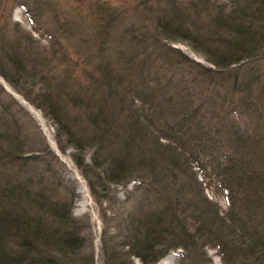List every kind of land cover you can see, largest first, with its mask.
<instances>
[{
  "label": "trees",
  "instance_id": "1",
  "mask_svg": "<svg viewBox=\"0 0 264 264\" xmlns=\"http://www.w3.org/2000/svg\"><path fill=\"white\" fill-rule=\"evenodd\" d=\"M186 1L141 0L151 16L129 19L107 4L69 16L49 0H12L42 46L0 0V78L50 122L58 150L76 152L113 211L102 264H156L176 249V264H213L207 248L222 264H264V0ZM178 42L212 68L170 48ZM61 166L0 84V264H94L74 192L54 194L69 190ZM131 181L112 209L109 184Z\"/></svg>",
  "mask_w": 264,
  "mask_h": 264
},
{
  "label": "rangeland",
  "instance_id": "2",
  "mask_svg": "<svg viewBox=\"0 0 264 264\" xmlns=\"http://www.w3.org/2000/svg\"><path fill=\"white\" fill-rule=\"evenodd\" d=\"M49 1H52V3L56 6V8L62 11L63 14H67L69 16H73V15L87 16L91 12V10H94V11L96 10L95 9L96 6L100 7L101 5L103 6L104 4L109 5L110 8H114L117 11L124 12L123 18L132 19L134 17L151 16L150 14H148L147 9L144 10V8H142L141 5L137 8V5L140 3L141 0H49ZM223 1H227V0H223ZM180 2L181 4H187L186 0H180ZM3 3H4L3 13H5V15H8L6 14V12L9 11V13L11 14L12 22L19 23L21 28H23L26 32L32 33L31 24L28 22V19L25 16V12L23 11V8L15 5L14 2H12V0H3ZM200 11H206V9H204L201 5ZM32 34L34 38L38 42H40L42 46L47 45L44 39H42L40 36L36 35L35 33H32ZM178 45L190 50L191 53L201 61L198 62L195 59H193L191 56H188L187 54H185L179 47H177ZM169 46L170 48H173L175 51L177 52L179 51V54H181L183 57L190 58L195 63L202 65L204 67L212 68V66H210L205 61V59L202 58L201 55L196 54L195 52L191 50V48L187 47V44L178 42V43L170 44ZM259 66H260L259 69L261 70L264 67V61H262L261 64H259ZM263 77H264V70H263ZM10 91L13 92V94H15L17 97L19 96L12 88H10ZM12 97L15 98V96H12ZM19 97L23 99L21 96ZM15 99L19 104L23 106V108L26 109L30 117L35 120L38 128L41 131L42 137H44V140H46L49 150L53 152V154L57 157V159L61 163L62 166L59 169V171L62 172L65 180L69 182V184L67 183V185H69L68 187L69 190H67L68 193L65 195V193L63 192V187H61L60 189L56 188L57 190L54 191L55 192L54 194L61 196L62 199L64 198L67 201V199L71 198V194L69 193L74 192V199H72L73 206H72L71 213H73L74 218L78 220L80 219L82 223L89 225L88 230L85 231L87 240L88 242L90 241V244H91L90 245L88 243L90 247L88 251L92 252L94 255V264H102L103 255L101 254L102 244L100 241L101 234H102L101 231L104 227V224L102 222V217L104 213H106L108 217H111V215L113 214L112 210L110 211L109 209H107L109 203L102 201V200H101L102 203L98 202L92 195L91 191L89 190L86 180H84L80 170L76 168L73 160H71V155L76 152H74V150L71 148H67L65 153H62L60 150H58L56 141L54 139L55 129L51 126L50 122L47 121L45 118H43L41 113L37 109L34 108V110L39 114L40 119L37 118L32 112L31 114L29 110L21 102L18 101L17 98ZM91 154H92V151L84 155L85 164L87 165V168L89 169L91 168V159H90ZM89 176L92 177V174H90ZM198 179L201 180V177H199ZM100 183L101 182L99 181L98 184ZM133 186H134V183L132 181L131 183H128L127 185L109 184V187L107 186L108 189L110 190L109 195L112 196V201H113L112 203L113 206L111 207L112 209L117 210L119 209V207H121V203L124 201V198L127 192H130ZM107 187L104 184H101V186L96 188L95 191L98 193L99 192L102 193L101 189L107 188ZM81 188L86 189V191L88 192V197L85 199L82 193L80 192ZM204 194L205 196H208L210 199L216 202L218 206H220L222 212L226 210L227 206L223 198L213 196L210 189L208 188H206ZM112 226H115V223ZM205 250H206L208 258L212 260L213 264H222L221 260H219V257L217 256V251L215 249L207 248ZM181 252L182 251H180L179 249H176V251L169 252L161 260L165 259L166 257H171V256L175 257L176 260H178L180 258ZM132 262L135 264H141L135 258L132 259Z\"/></svg>",
  "mask_w": 264,
  "mask_h": 264
},
{
  "label": "bare ground",
  "instance_id": "3",
  "mask_svg": "<svg viewBox=\"0 0 264 264\" xmlns=\"http://www.w3.org/2000/svg\"><path fill=\"white\" fill-rule=\"evenodd\" d=\"M177 47H179L185 54H187L188 56H191L193 59H195L196 61H198V62H200L201 60H199L197 57H195L192 53H191V51L190 50H188V49H186V48H184V47H182V46H177ZM1 81V80H0ZM5 88H7L8 90H10V88L6 85V87ZM14 96H15V98H17L18 99V101L19 102H21L28 110H29V112L31 113H33L37 118H39L40 119V117H39V114L34 110V108H32V107H30V106H28L27 104H26V102L23 100V99H21L19 96V98L14 94ZM31 113V114H32ZM80 192L82 193V195H83V197H84V199L85 198H87L88 197V192L86 191V189H83V188H81L80 189ZM176 258L175 257H173V256H171V257H166L165 259H163V260H161L158 264H176Z\"/></svg>",
  "mask_w": 264,
  "mask_h": 264
},
{
  "label": "water",
  "instance_id": "4",
  "mask_svg": "<svg viewBox=\"0 0 264 264\" xmlns=\"http://www.w3.org/2000/svg\"><path fill=\"white\" fill-rule=\"evenodd\" d=\"M0 80H1L0 81L1 85L3 86V88H5L6 87V84H5L4 80L2 78ZM5 90H6L7 93H10L12 96H14L13 92H11L10 90H8L7 88H5Z\"/></svg>",
  "mask_w": 264,
  "mask_h": 264
}]
</instances>
